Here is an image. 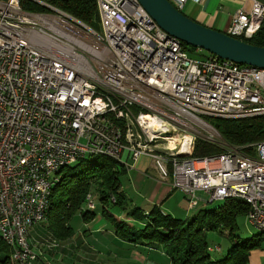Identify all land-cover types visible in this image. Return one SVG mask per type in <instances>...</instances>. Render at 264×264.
I'll return each mask as SVG.
<instances>
[{
	"label": "built area",
	"instance_id": "2783aa9c",
	"mask_svg": "<svg viewBox=\"0 0 264 264\" xmlns=\"http://www.w3.org/2000/svg\"><path fill=\"white\" fill-rule=\"evenodd\" d=\"M168 1L181 11L188 0ZM95 3L103 35L59 10L28 13L19 0H0V239L10 263L36 259L30 228L46 221L60 172L89 156L124 169L148 157L188 211L246 203L249 193L248 222L264 229V141L245 153L215 139L206 122L264 116V72L214 55L191 58L137 0ZM263 21L264 6L253 1L225 34L251 39ZM197 139L225 149L194 158ZM85 203L96 207L91 193Z\"/></svg>",
	"mask_w": 264,
	"mask_h": 264
},
{
	"label": "trees",
	"instance_id": "16d2710c",
	"mask_svg": "<svg viewBox=\"0 0 264 264\" xmlns=\"http://www.w3.org/2000/svg\"><path fill=\"white\" fill-rule=\"evenodd\" d=\"M19 3L28 13L48 14L52 12L51 8L59 10L89 28L98 22L95 0H19ZM242 42L264 48V21L251 39H243ZM206 122L226 146L241 147L245 153H252L249 148L246 149L247 146L264 141V116L237 120L208 118ZM224 149L223 146L197 139L193 157L201 159L217 155ZM124 173L122 165L103 156H89L63 169L59 181L51 188L46 217L49 232L57 239H66L72 235L73 230L67 222L74 215L79 214L83 221L94 216V210H83L82 205L86 194L95 185L102 214L110 221L116 235L131 244H140L141 240H145L150 244L162 245L171 264H247L250 252L260 248L263 240L260 233L245 241L236 240L233 235L236 219L250 211L249 205L237 199H227L200 209L189 221L164 214L157 206L146 214L134 208L129 215L141 222L143 227L139 230L132 228L125 221L115 218L109 210L110 205L122 207L126 203L119 181V176ZM111 198L115 200L114 203L110 202ZM219 228L228 231L232 244L225 256L211 260L206 251L205 232ZM9 254L8 246L0 239V264H11Z\"/></svg>",
	"mask_w": 264,
	"mask_h": 264
},
{
	"label": "crops",
	"instance_id": "0c3cea01",
	"mask_svg": "<svg viewBox=\"0 0 264 264\" xmlns=\"http://www.w3.org/2000/svg\"><path fill=\"white\" fill-rule=\"evenodd\" d=\"M253 1H258L264 6V0H198L196 2L188 0L181 12L207 28L225 33L234 13L240 9L248 13ZM122 175H127L128 184L130 183L137 192L146 194V201L142 204L128 202L127 194L120 183V190L127 204L118 207L122 212L110 213L132 228L137 227H135L136 220L129 215L131 210L137 208L142 214H146L150 208L157 206L164 213L162 207L171 200L174 193L181 196L178 205L183 204L182 208L185 209V199L182 194L171 189L168 184L157 181L148 157H139L132 164V168L125 169ZM109 223L110 221L103 216L99 204L96 205L94 216L90 220L83 221L81 216L76 214L67 222L73 232L66 239L55 238L49 232L46 221L34 224L30 228L29 242L36 259L31 264H160V262L171 264L168 257L163 254V247L160 253H155L157 245L145 240H141L140 244L127 243L116 235L114 227ZM140 225L142 228L143 225ZM259 259V252L253 250L249 254L248 264H260Z\"/></svg>",
	"mask_w": 264,
	"mask_h": 264
},
{
	"label": "water",
	"instance_id": "95a60500",
	"mask_svg": "<svg viewBox=\"0 0 264 264\" xmlns=\"http://www.w3.org/2000/svg\"><path fill=\"white\" fill-rule=\"evenodd\" d=\"M153 21L169 36L238 65L264 69V48L250 45L207 28L186 17L168 0H137Z\"/></svg>",
	"mask_w": 264,
	"mask_h": 264
},
{
	"label": "rangeland",
	"instance_id": "374dc122",
	"mask_svg": "<svg viewBox=\"0 0 264 264\" xmlns=\"http://www.w3.org/2000/svg\"><path fill=\"white\" fill-rule=\"evenodd\" d=\"M91 29L94 30L95 32L99 33L100 35H103V28H102L99 21L94 26H92ZM194 50L191 48V46L187 47V51L189 52L190 57L194 58V59H203L207 56V54H209L208 52H206L204 50H202L201 53L197 54V53H195ZM208 132H210L211 135H213V137L215 139L220 140V141L222 140L219 137L218 133L213 128L208 129ZM210 133H208V134H210ZM127 179H128L127 175H120L119 176V181L121 183L122 189L127 194L128 202L134 201V202H136L134 204H142L143 201H146L145 200V197H146L145 192H140V193L137 192L134 188H132L130 183L128 184ZM156 179H157V177H156ZM88 193H91L92 199L94 200V203L99 206V198H98V195L95 191V185L92 186V188L88 191ZM180 199H181V196L178 193H174L171 200H169L167 202V204H165L162 207V210L165 214L170 215L171 217L176 218V219L181 220V221H189L196 214V212L198 210L204 209V208H209V207H212L216 204H219L217 202H213V203L207 204V205H199L196 209L188 211L186 209V201H185V209H184V207L182 208L183 204L178 205V202L181 201ZM84 208H87L86 203H84L82 205L83 210H84ZM109 210L112 213L122 212L121 210H119V208L117 206H111V205L109 206ZM140 224H142V223L136 221V224H135V227H137L136 230L141 228ZM110 226H111V224H110ZM233 233H234L233 235L235 236L236 240L245 241L246 239L255 236L257 233H259V231L255 228H253L249 224V222L247 220V215L245 214V215L239 216L236 219V229L234 230ZM260 234H261V237L263 239L262 244L260 245V248H257L255 251L259 252L260 264H264V234H262V233H260ZM205 241L207 243V246H209V247H212V248L213 247H219L220 248L219 252L209 253L211 260H219L223 256H225L227 249L230 247V244H232L231 239H229V237H228V231L226 229H221V228H219L217 231L205 232ZM144 242L145 241H142V243H144ZM162 247H163L162 245L157 244L155 253H160ZM163 254H165V253H163ZM160 264H166V263L160 262Z\"/></svg>",
	"mask_w": 264,
	"mask_h": 264
},
{
	"label": "bare ground",
	"instance_id": "6f19581e",
	"mask_svg": "<svg viewBox=\"0 0 264 264\" xmlns=\"http://www.w3.org/2000/svg\"><path fill=\"white\" fill-rule=\"evenodd\" d=\"M258 69V68H257ZM264 72V69H261ZM246 118H251V112H246ZM175 145L174 142H171L170 146L173 147ZM246 204L249 205L250 211L249 212H254V205H253V199L252 196L249 193H246ZM247 215V220H248V213ZM259 233L264 234V229H257Z\"/></svg>",
	"mask_w": 264,
	"mask_h": 264
}]
</instances>
